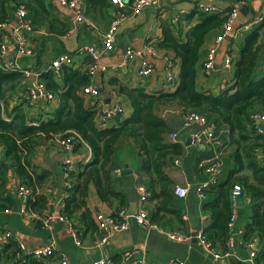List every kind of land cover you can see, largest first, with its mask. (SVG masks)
Masks as SVG:
<instances>
[{"label": "crops", "instance_id": "0c3cea01", "mask_svg": "<svg viewBox=\"0 0 264 264\" xmlns=\"http://www.w3.org/2000/svg\"><path fill=\"white\" fill-rule=\"evenodd\" d=\"M198 2L214 6L221 16H225L232 8L238 10V15L231 27V36L216 45L215 38L221 31L219 28L207 36L205 45L201 50L200 61L197 66V89L199 92L216 96L233 85L234 63L243 46L245 35L251 34L264 25V0H163L158 10L151 9L137 16H131L129 5L126 11L129 17L121 23L118 30L119 44L114 53L103 52L102 37L117 15L116 9L112 8L107 12L108 16L110 14V18H106V21L99 20L95 23L89 19L93 23V27H88L78 23L74 11L62 7L59 0H47L48 6L54 8L50 10L49 17L29 13V18L34 27V31L29 36L30 45L35 52L34 55L25 57L17 55L9 27L0 34V45L5 44L7 46L5 60L17 70L42 71L58 57L67 54L71 56V64L64 66V68L80 70L87 75H89L91 59L87 55L78 54V49L82 46H91L100 50L102 52L101 70H98L94 77L89 78L90 85L99 89L100 97L92 98L82 93L80 96L84 99L86 109H95V106L100 102L106 107L117 104L126 107L124 117H118L105 125L96 121L98 128H110L114 125L118 126L119 122L133 112L128 98L120 92L119 85L130 88L141 87L148 94L174 91L166 84L167 55L165 52L157 50L156 56H149L145 49L149 45L163 40V23L169 25L176 36L182 37V42H186L187 33L201 23L205 16H210L195 10ZM14 4V0H9L8 22L10 25H14L16 21V6ZM182 10L184 13L181 14ZM178 18L180 20L176 23ZM258 45L259 51L254 69L256 79L264 76V28L259 31ZM213 48H215V66L211 70H206L204 68L205 58L208 51ZM128 49L143 51L142 59L144 58L155 65V72L152 76L144 78L139 75L138 68L141 58L134 60L128 69H122L119 72L113 70L115 66L122 63ZM228 54L231 55L233 63L228 69H225L223 64L225 56ZM103 67L108 68L107 71L104 72ZM179 73L180 64L179 61H176L174 66L176 78L179 77ZM112 81L116 82L112 83ZM31 82L32 78L25 80L11 92L4 109L6 119L16 107L27 102V89ZM55 83L58 91L54 101L49 103L36 101L28 108L30 123L41 116L52 115L59 108V95L66 88L64 75L55 79ZM163 115L170 123L172 131L179 132L178 141H182L187 156L180 160L177 165L174 163L168 169L169 175L175 182V206L182 222L177 221V216L172 215L168 218L171 217L176 221L171 226L166 225L165 229L160 228L163 230L176 229L189 236L190 241H171L164 233L155 229L142 228L133 221L130 231L118 233L107 245L99 246L101 233L97 225L96 214L99 212L112 214L117 210L100 200L93 184L90 186L89 196L86 200L87 208L69 218L75 227V234L68 226L70 223L60 220H55L52 223L51 231L39 229L35 220L24 218L17 213L22 206L16 195V189L20 184L12 173L9 174L7 187L15 205L14 208L9 209L8 213L0 210V234L11 233L15 241L22 243L30 251L48 245L52 239L55 240V254L52 258L45 260L46 264H61L63 257L67 259L68 264H91L101 259H109L112 264H127L125 260L128 252L133 254V261L144 260L146 264H165L170 260L185 261L188 264H235V262L249 264L247 262L248 250L237 244L243 233L242 227L247 223L250 215L249 200L244 193L235 200L231 198V213H235L236 216L233 229L235 244L231 250L226 251L225 254L228 255L226 258L215 260L197 239L198 233L204 231L213 222L211 213L204 209V205L214 200L210 192H206L204 198H201L196 192V188L207 178L200 167V161L214 156L216 150L205 140L197 145L191 143V136L198 130V126L194 125L189 129H183V112L181 114L177 113V110H168ZM223 134V131L218 132L221 139ZM232 150L226 145L220 155L223 167L220 181L225 178L227 168L231 166L228 160ZM66 157L68 155L59 147H50L49 145L38 148L36 152L35 166L38 167L39 171L49 172L50 176L48 181L37 191V194L47 198L48 209L45 213L55 212L60 215L65 209L66 199L71 196V193L66 190L62 178V166ZM114 157L112 175L115 187L126 196L125 207L128 211L133 208L135 212L140 206L138 185L144 179L139 174L138 152L129 137H124L120 141ZM91 158L92 153L89 146L82 145L73 155L75 169L79 163H88ZM117 170L120 173H116ZM125 171H130V174L123 176L122 173ZM176 187L187 189V195L185 197L176 195ZM146 207L149 213L153 210V205L149 202ZM255 264H257L256 261ZM259 264L264 263L260 262Z\"/></svg>", "mask_w": 264, "mask_h": 264}, {"label": "trees", "instance_id": "16d2710c", "mask_svg": "<svg viewBox=\"0 0 264 264\" xmlns=\"http://www.w3.org/2000/svg\"><path fill=\"white\" fill-rule=\"evenodd\" d=\"M8 2L9 0H0V23L9 20ZM14 2L15 6L22 2L30 14L36 13L44 17H49L50 10L54 9L48 6L47 0ZM112 8L116 9L110 0H87L85 14L95 23L99 20L106 21V18H110L107 12ZM225 21V16L220 14L205 16L201 23L187 33L186 42H182V37L176 36L171 27L163 23V40L152 46L165 52L175 62L179 61V77L175 87L171 88L174 91L148 94L141 87L119 85L120 92L128 98L133 112L119 122L118 126L110 128H98L96 112L86 109L84 99L80 96L82 90L90 86L89 75L64 67L62 77L64 75L66 88L59 95L60 106L52 115L41 116L30 123L27 113L29 104L25 102L16 107L6 119L4 109L10 94L26 78L20 71H0V210L12 209L15 205L7 187L9 174L12 173L20 185H25L32 191L27 211L43 216L48 209V201L44 195L37 194V191L50 176L49 172L39 171L35 166L36 152L38 148L48 145L57 147L50 142L52 137L75 136L89 146L92 158L88 163H79L74 170L73 188L68 191L71 196L66 199L65 209L60 215L70 218L85 210L89 189L93 184L100 200L117 210L112 213L115 216L119 209L125 207L126 196L115 187L112 175L114 156L120 141L129 137L138 152L139 174L144 179L140 184L145 185L151 193L148 199L153 205V210L149 213L151 222L163 229L176 220L182 222L175 206V182L168 169L176 160L186 157L187 153L182 141L174 142L170 139L173 129L163 113L180 110L184 114H203L216 125L217 134L224 132V149L226 145L233 149L228 160L231 166L227 168L225 178L206 191L214 197L212 202L204 205V209L211 213L213 222L204 229L203 234L216 251L226 253L231 191L238 186L247 196L250 205V215L242 227L241 240L248 242L256 238L258 253L254 262L264 263V168L259 163L264 137L252 129L249 118L254 112L264 113V76L259 79L254 77L259 31L264 25L244 39L234 63V82L231 87L216 96L197 89V66L201 50L207 36L222 29ZM42 80L56 96L58 87L55 77L45 75ZM172 215L177 216L176 220L168 218ZM35 222L37 228H42L40 221ZM20 257L25 261L20 260ZM13 261L14 264H46L45 260L24 256L20 243L12 237L8 243L0 245V264H13Z\"/></svg>", "mask_w": 264, "mask_h": 264}, {"label": "built area", "instance_id": "2783aa9c", "mask_svg": "<svg viewBox=\"0 0 264 264\" xmlns=\"http://www.w3.org/2000/svg\"><path fill=\"white\" fill-rule=\"evenodd\" d=\"M114 7L116 8L117 15L114 17L111 22L108 30L104 33L102 37V47L104 53H114L119 44L118 30L121 26V23L126 20L129 15L126 13L129 5V10L131 9V16H137L141 13H144L148 10L155 9L158 10L163 0H110ZM87 0H59V4L62 7H67L74 11L75 18L78 23H82L88 27H93V23L86 17L85 9H86ZM196 11L203 13L205 15H216L220 14L218 10L214 6H208L202 4L201 2L196 3ZM184 13V10L180 12ZM238 15V10L236 8H232L228 13L225 14L226 21L222 26V29L219 35L215 38V44H219L220 42L228 39L231 35V27ZM180 19H176V23ZM11 29L13 46L16 50L18 56H32L35 54L33 48L30 45V34L34 31L33 24L29 18V11L25 4L22 2H18L16 5V21L14 25H10L9 22H4L0 24V34H2L5 28ZM7 51V46L5 44L0 45V71L9 72V71H20L25 75L26 80L32 78V82L27 89V102L29 107L32 106L36 101L41 102H52L56 99V96L53 92L47 89L46 83L42 80V77L45 75H52L55 79H59L62 77V69L64 66H69L71 64V56L64 54L58 57L56 60L52 62V64L45 68L42 71H34V70H17L14 67H11L8 62L5 60V54ZM145 51L149 56H156L157 50L149 45ZM78 54L87 55L91 59V65L89 67V77H94L100 68V59L102 57V52L98 49H95L91 46H82L77 51ZM143 51L128 49L124 55V59L119 66H115L113 68L114 71L119 72L122 69H128L134 60L137 58H141L140 66L138 68V73L141 77H150L155 72V65L149 62L146 59H142ZM166 84L170 88H174L176 85V77L174 74V66L176 62L170 58L166 57ZM233 63V59L230 54L225 56L224 59V68L228 69ZM215 66V48L208 51L204 68L206 70H211ZM108 68L103 67V71H107ZM85 96H90L92 98H99L100 91L94 86L86 87L81 92ZM97 107V108H96ZM96 112V121H99L102 124H108L111 121L117 119L118 117H124L126 115V107L122 104L113 105L111 107H106L102 102L98 103L95 106V109H92ZM177 113H181L182 111L178 110ZM250 123L252 129L259 135L264 137V113L262 112H254L250 115ZM194 125L198 126V130L195 131L191 136L192 144H199L203 140L212 145L216 152L212 157H208L203 159L201 162V169L203 173L207 176L205 181L200 184L196 188L197 194L204 198L206 196V191L219 183L222 173L223 167L220 160L221 151L225 147V143L217 134L216 125L209 121L207 117L203 114L198 113H188L184 114L183 119V129H189ZM170 139L174 142L179 140V132L172 131L170 134ZM50 142L54 143L57 147H59L68 157L63 162L62 166V178L67 191H70L73 188V178L72 174L75 170L73 155L77 152V147L84 145L82 140L76 138L75 136L70 137H62L55 136L52 137ZM179 160L175 161L177 165ZM259 163L264 168V148L261 150L259 154ZM116 173H120L119 170ZM138 193L140 197V206L136 211L134 216H131L128 213V209L126 207L119 209L115 216L112 214H106L103 212H99L96 214V221L98 228L101 233V238L99 240V246L107 245L111 239L118 233H125L130 231L131 225L133 221L140 227L146 228L148 230H158L161 233H164L169 240L174 242H186L190 241L191 238L184 233L177 230H163L159 226L153 224L150 220L149 211L146 207L148 199L151 197V193L148 188L140 184L138 185ZM176 195L180 197H185L188 193L187 189H181V187L175 188ZM16 195L20 199L22 206L19 212L24 218L37 220L42 223V228L47 231H51L52 223L55 220H60L62 222L70 223L68 225L71 231L75 234L76 230L73 224L70 222V219L66 216L58 215L55 212L45 213L42 215H38L37 213H30L27 211V204L29 200L32 198V191L25 185H19L16 189ZM243 195V190L235 186L231 191V198L235 200ZM5 212H9L6 210ZM236 216L235 213H231L230 219L227 223V231L228 236L226 239V248L227 250H231L235 244V237L233 235V229L235 225ZM241 233V232H240ZM12 234L9 232L0 234V245H4L8 243L12 239ZM197 239L202 243L206 251L211 254L215 260H220L226 258L227 254L219 253L215 250L213 245L205 238L203 231L199 232L197 235ZM238 246H242L244 249L248 250V260L249 264H255L254 258L258 253V240L256 238L251 239L248 242H243L241 239L238 241ZM56 242L55 240H51L50 243L44 247L34 249L32 251L28 250L22 243H20V248L23 252V255L29 258H35L39 260H47L54 256L56 250ZM227 253V252H226ZM131 253H127L126 262L127 264H146L144 260L141 261H133ZM20 260L23 257L19 258ZM61 264H68L67 259L63 257L61 260ZM91 264H112L109 259H101L95 261ZM165 264H188L185 261L180 260H170ZM230 264V263H229Z\"/></svg>", "mask_w": 264, "mask_h": 264}, {"label": "water", "instance_id": "95a60500", "mask_svg": "<svg viewBox=\"0 0 264 264\" xmlns=\"http://www.w3.org/2000/svg\"><path fill=\"white\" fill-rule=\"evenodd\" d=\"M128 174H130V171H125V172L122 173L123 176L128 175ZM128 213H129L131 216H134V215L136 214V211L134 212V209L131 208V209L128 211Z\"/></svg>", "mask_w": 264, "mask_h": 264}, {"label": "rangeland", "instance_id": "374dc122", "mask_svg": "<svg viewBox=\"0 0 264 264\" xmlns=\"http://www.w3.org/2000/svg\"><path fill=\"white\" fill-rule=\"evenodd\" d=\"M248 34H249V33H248ZM248 34H246L245 36L247 37Z\"/></svg>", "mask_w": 264, "mask_h": 264}]
</instances>
